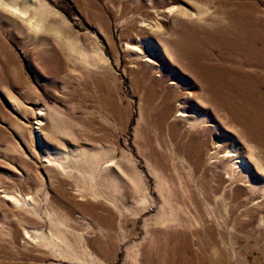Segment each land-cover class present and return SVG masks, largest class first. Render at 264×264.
Here are the masks:
<instances>
[{"label": "rangeland", "instance_id": "374dc122", "mask_svg": "<svg viewBox=\"0 0 264 264\" xmlns=\"http://www.w3.org/2000/svg\"><path fill=\"white\" fill-rule=\"evenodd\" d=\"M226 29L260 48L264 0H0V264H264V63Z\"/></svg>", "mask_w": 264, "mask_h": 264}, {"label": "bare ground", "instance_id": "6f19581e", "mask_svg": "<svg viewBox=\"0 0 264 264\" xmlns=\"http://www.w3.org/2000/svg\"><path fill=\"white\" fill-rule=\"evenodd\" d=\"M241 25V24H240ZM233 26H236V32H237V36L238 34L241 36V31L239 30V26H237V24H234ZM241 27V26H240ZM250 31V30H249ZM226 34H224V37L221 39H217L216 42L221 45L223 48L228 47L229 45L232 46L236 51H238L239 47L243 50L241 51L242 53H246V56L248 57V59H250L251 54L254 53H258L259 58L261 59V61L264 63V43L260 46V48H257L255 45V39L252 40L253 44L251 43V47L250 46H244L243 43L241 42L240 39L237 40V38L235 39L230 38L228 35V31L227 29L225 30ZM235 34V33H234ZM243 34V33H242ZM231 36V34H230ZM245 36V35H244ZM227 38V40L225 39ZM239 38V36H238ZM245 42V41H244ZM246 57V58H247ZM252 62V61H251ZM259 75V74H257ZM234 90V89H233ZM232 91V90H230ZM262 96L264 97V94H262Z\"/></svg>", "mask_w": 264, "mask_h": 264}]
</instances>
